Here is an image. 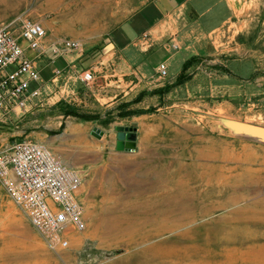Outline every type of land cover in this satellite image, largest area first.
<instances>
[{
	"label": "rangeland",
	"instance_id": "374dc122",
	"mask_svg": "<svg viewBox=\"0 0 264 264\" xmlns=\"http://www.w3.org/2000/svg\"><path fill=\"white\" fill-rule=\"evenodd\" d=\"M146 1L0 0V22L10 24L12 35L28 17L45 27L48 47L74 38L88 55L77 60L81 69L72 84L60 80L62 71L52 91L24 108L0 112V149L29 139L80 173L86 228L71 234L67 248L52 251L6 200L0 211V253L5 251L0 264H264V133L253 128L264 127V79L259 93L245 97L249 82L226 78L230 61L241 67L262 63L264 78V0H240L238 21L219 41L233 50L217 59L199 58L187 68L186 82L162 94L150 91L171 83L148 71L135 50L141 63L106 82L103 72L83 66L96 60L115 27ZM85 70L93 73L89 83L79 79ZM65 109L91 118L65 115ZM128 110L142 112L120 115ZM116 126L135 128L134 148L116 149ZM183 192L196 198V210L209 212L145 240L105 231L114 213L151 210Z\"/></svg>",
	"mask_w": 264,
	"mask_h": 264
},
{
	"label": "built area",
	"instance_id": "2783aa9c",
	"mask_svg": "<svg viewBox=\"0 0 264 264\" xmlns=\"http://www.w3.org/2000/svg\"><path fill=\"white\" fill-rule=\"evenodd\" d=\"M7 22H0V112L24 108L30 98L40 92V73L36 58L46 48V29L39 21L28 17L19 20V33L14 36ZM25 41V47L21 44ZM78 39L61 38L49 45L55 54L78 48ZM33 52L26 53L25 49ZM62 69L54 71L57 78ZM159 76H166L164 63L158 67ZM79 79L93 80L85 70ZM35 87H31V83ZM80 173L64 164L44 144L15 140L0 149V211L5 201H11L29 224L41 235L52 251L69 246L71 234L86 228L84 208L78 199Z\"/></svg>",
	"mask_w": 264,
	"mask_h": 264
},
{
	"label": "crops",
	"instance_id": "0c3cea01",
	"mask_svg": "<svg viewBox=\"0 0 264 264\" xmlns=\"http://www.w3.org/2000/svg\"><path fill=\"white\" fill-rule=\"evenodd\" d=\"M239 3L240 0H148L115 27L108 45L102 51L104 54L101 52L96 60L85 62L83 66L90 65L88 69L103 72L106 82L109 76L118 78L127 74L123 69L129 70L137 61L141 63L139 57L132 54L135 50L137 55L143 57L141 64L156 75L159 65L164 63L166 76L162 79L168 84L173 83L183 63L190 57L217 59L225 49L233 50L227 46L220 47L222 42L219 41L225 31L228 33L232 24L238 21ZM21 44L25 47L24 41ZM25 50L27 54L33 55L29 49ZM75 51L55 54L46 44L45 50L35 61L40 73V92L37 98L43 95L42 92L47 94L57 86L58 77L53 78L57 69L63 71L60 80L66 79L70 84L73 83L74 75L81 69L77 60L81 61L88 56L82 48ZM261 65L254 61L241 67L233 65L231 61L227 62L226 78L234 82H249V85L254 83L250 88L246 84L242 92L245 97L255 96L260 90L257 86L264 79ZM108 66L111 67L110 71ZM35 86L32 82L31 87ZM229 88L231 91L235 86L230 85ZM233 92L238 96L241 94V90ZM36 97L30 98L29 103H33Z\"/></svg>",
	"mask_w": 264,
	"mask_h": 264
},
{
	"label": "bare ground",
	"instance_id": "6f19581e",
	"mask_svg": "<svg viewBox=\"0 0 264 264\" xmlns=\"http://www.w3.org/2000/svg\"><path fill=\"white\" fill-rule=\"evenodd\" d=\"M73 130H76V129L73 128ZM215 167L216 166L210 165L209 169L215 168ZM204 177H206V176H204ZM210 180H211V178H208L206 183H209ZM239 181L240 180L238 179V182ZM207 195L208 194H205L204 196H207ZM163 198H165V197H163ZM208 198H209V195H208ZM151 203H154V202H151ZM203 204H204V202H203ZM221 205L223 206V203L218 204V206H221ZM255 205H257V204H255ZM197 206H198V202H196V198H191L190 196L185 195L184 192L183 193H177L169 199V202L167 201L166 203H164L160 206H155L151 210H146V209L141 208L140 210L134 209L133 212H131V209H133V208L130 207L129 213H126L125 211L114 213V218L110 219L111 222H109V224H112V227L105 228V231H109L110 233L113 232V233H115V235H117L119 237H129V238L131 237L132 240L135 238V241L137 238L145 240L151 235V233L152 234H160V233L167 232L170 229L172 230L178 224H184L186 222L192 223L197 216L205 215L210 210V208H207V207H200L199 210H196L198 208ZM211 211H213V210H211ZM245 212H247V211H245ZM210 214H209V216H210ZM256 214L258 216V212H256ZM149 221H152L153 223L158 224V225L154 226V228L153 227H152V229L150 228L152 230V232L150 231V229H148V226L146 224ZM122 222H126V223L121 224ZM169 222H171V223L169 224ZM181 228H183V227H181ZM183 234H185V232ZM152 247H154V246H152ZM161 248L162 247H160L159 249H161ZM173 249H174V247H173ZM176 249H178V248H176ZM4 252L5 251L3 250L0 253V255ZM8 255H10V254H8ZM169 255H171V254L169 253ZM4 259H6V258H4ZM171 262H173V261H171ZM186 264H198V263L196 261H190Z\"/></svg>",
	"mask_w": 264,
	"mask_h": 264
},
{
	"label": "trees",
	"instance_id": "16d2710c",
	"mask_svg": "<svg viewBox=\"0 0 264 264\" xmlns=\"http://www.w3.org/2000/svg\"><path fill=\"white\" fill-rule=\"evenodd\" d=\"M198 59H199V57H196V56H193V57H190L189 59H187L183 63L182 68H181V71L178 73V75L176 76V78L173 81V83H171L170 85H165L164 87H160V88L153 89L150 92L152 94H162V93L168 91L170 87L177 86V85H180V84L186 82L189 79V75H186L185 74L187 68L190 67ZM138 99H139V97H137V100ZM127 104L128 103H125L123 106H127ZM141 112L142 111L128 110V111H122V112H120V115H129V114H136V113H141ZM63 114H65V115H70V114L77 115V116L82 117L83 119L91 118L90 115H79L75 111L68 110V109L63 110Z\"/></svg>",
	"mask_w": 264,
	"mask_h": 264
},
{
	"label": "water",
	"instance_id": "95a60500",
	"mask_svg": "<svg viewBox=\"0 0 264 264\" xmlns=\"http://www.w3.org/2000/svg\"><path fill=\"white\" fill-rule=\"evenodd\" d=\"M255 129H258L259 131L264 133V127L257 126L253 127ZM116 149L117 150H123V149H132L136 146V138L137 133L135 128L130 127H124V126H116ZM101 131H99V134L97 136H100Z\"/></svg>",
	"mask_w": 264,
	"mask_h": 264
}]
</instances>
